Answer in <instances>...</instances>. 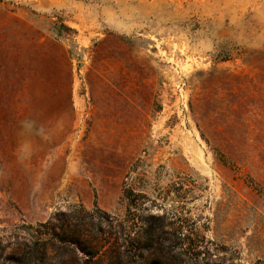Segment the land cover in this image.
Returning a JSON list of instances; mask_svg holds the SVG:
<instances>
[{
  "label": "rangeland",
  "instance_id": "1",
  "mask_svg": "<svg viewBox=\"0 0 264 264\" xmlns=\"http://www.w3.org/2000/svg\"><path fill=\"white\" fill-rule=\"evenodd\" d=\"M0 264H264V0H0Z\"/></svg>",
  "mask_w": 264,
  "mask_h": 264
},
{
  "label": "trees",
  "instance_id": "2",
  "mask_svg": "<svg viewBox=\"0 0 264 264\" xmlns=\"http://www.w3.org/2000/svg\"><path fill=\"white\" fill-rule=\"evenodd\" d=\"M133 194L131 193V192H129L128 191V193H127V197H131ZM150 229H152V227H150L149 229L147 228V229H145V230H142V228H140V230H138L139 232H141V234H143V235H145V236H147V234L149 235V231H150ZM161 237H159V236H156V240H154V239H152V240H150L151 242H156L157 243V245H159V247H161V244L159 243V239H160ZM179 237L175 234V233H170V232H165V241H169V242H173V243H171L170 245H168L167 247H166V250H167V254L168 253H170L172 250H174L175 248H176V245H178L179 244V242H175V240H177ZM179 240V239H178ZM162 248V247H161Z\"/></svg>",
  "mask_w": 264,
  "mask_h": 264
}]
</instances>
